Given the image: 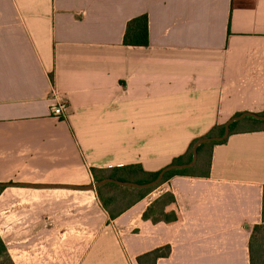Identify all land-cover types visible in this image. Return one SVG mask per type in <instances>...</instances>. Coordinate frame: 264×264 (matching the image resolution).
Here are the masks:
<instances>
[{
    "label": "crops",
    "instance_id": "obj_1",
    "mask_svg": "<svg viewBox=\"0 0 264 264\" xmlns=\"http://www.w3.org/2000/svg\"><path fill=\"white\" fill-rule=\"evenodd\" d=\"M142 15L149 45H125L128 22ZM58 103L68 105L63 119L52 116ZM245 112L264 114V0H0V182L75 184L94 180L92 169L131 165L159 172ZM249 119L232 124L211 159L198 157L211 160L208 176L202 166L172 176L115 220L94 191L71 216L63 199L40 212L42 200L16 191L41 190L4 188L0 236L14 263L139 264L169 245L156 264H250L264 129L241 126ZM36 170L51 173L14 180ZM166 193L180 221L145 220Z\"/></svg>",
    "mask_w": 264,
    "mask_h": 264
},
{
    "label": "trees",
    "instance_id": "obj_2",
    "mask_svg": "<svg viewBox=\"0 0 264 264\" xmlns=\"http://www.w3.org/2000/svg\"><path fill=\"white\" fill-rule=\"evenodd\" d=\"M124 44L127 46H148L149 45V18L147 15H142L130 20L127 24ZM249 121L255 122V124H262L264 121H259L253 118H250ZM238 124V123H235ZM231 127V135L234 133V126ZM249 128V127H248ZM263 127L249 128L250 131H259ZM225 126L220 128H215L210 131L206 136H221L224 134ZM219 143H208L202 145L199 148V157L206 150H209V156L211 159L212 148ZM195 142L191 144L186 156L176 159L173 164H183L188 163L192 160L193 146ZM211 160L205 163L206 172L205 175H209ZM197 166H203L200 160L197 164L189 169L185 170H175L169 172L164 181L157 187L140 190L118 186L115 184H106L102 187L97 188L95 191L98 195V198L103 205V208L108 212L111 220H115L124 212L133 207L136 203L142 200L146 195L153 192L169 180L172 176L175 175H192L195 172ZM92 176L96 182H99L106 178H115L125 182H135L139 184H144L153 181L157 178L158 172L148 173L145 172L139 165H131L120 168H115L111 172L104 170L92 169ZM4 188H0V194ZM143 218L145 220L150 219L153 223L166 222L169 224L176 223L180 221L181 215L178 208L176 207V200L171 193H166L156 199L151 206L144 213ZM250 264H264V191H263V207H262V222L256 225L253 229L250 245ZM171 253V247L169 245L157 248L143 256L138 258L139 264H144L143 260L145 259L149 264H156V261L162 257H168ZM0 264H15L12 257L10 256L7 246L3 239L0 236Z\"/></svg>",
    "mask_w": 264,
    "mask_h": 264
},
{
    "label": "water",
    "instance_id": "obj_3",
    "mask_svg": "<svg viewBox=\"0 0 264 264\" xmlns=\"http://www.w3.org/2000/svg\"><path fill=\"white\" fill-rule=\"evenodd\" d=\"M245 118H253L259 121H264V114H256V113H250L245 112L239 115H236L232 117L226 124H225V131L224 134L221 136H204L202 138H199L194 146H193V157L192 160L188 163L183 164H171L163 168L158 172V176L156 179H154L151 182L139 184L135 182H125L121 181L115 178H106L99 182H95L88 185H80V184H38V183H29V182H0V188H6V187H22V188H33V189H39V190H45V189H64V190H74V191H95L97 188L102 187L106 184H115L122 187L127 188H133V189H140V190H146L151 189L159 186L165 179L166 175L175 170H185L194 167L197 164L198 157H199V148L202 145L208 144V143H219L223 142L226 139H228L231 135V127L232 124L235 122H239Z\"/></svg>",
    "mask_w": 264,
    "mask_h": 264
},
{
    "label": "rangeland",
    "instance_id": "obj_4",
    "mask_svg": "<svg viewBox=\"0 0 264 264\" xmlns=\"http://www.w3.org/2000/svg\"><path fill=\"white\" fill-rule=\"evenodd\" d=\"M241 126H243V127L248 126L249 128L263 127L264 123H262V124L256 123L255 124V122H253V121H245V123H243ZM204 153H205V157L207 158L208 154H209V150H206ZM202 165H203L202 167H205L204 163ZM50 173L49 172H41V171L36 170V171H33L32 174H30V173L25 174L24 178L17 176L14 180L22 179V180L28 181V180H31L34 178H40V180H42V179L46 180L47 175H49ZM77 181H78V183H75V184H80V185H88V184H92V183L96 182L95 180L90 181V179L82 180V176L78 177ZM16 192H18V195L22 198H27V199L39 198L40 200H42L43 202L40 203L41 206L39 207L40 212H42V211L46 212L47 211L48 207H46V204H47L46 202L52 200L53 198L63 199L65 201V204L67 202H70L71 205H69V206L66 205L65 209H66V214H71V216L76 214L77 208L74 207L75 204L79 203L80 201H83V199L89 200V198L92 197L91 192L74 191V190H58V189H55V190H41L39 192H34L31 190H22V193H21V191H16ZM37 194H38V196H37ZM94 195L97 198L96 191H94ZM43 203L45 204V206L43 205Z\"/></svg>",
    "mask_w": 264,
    "mask_h": 264
},
{
    "label": "built area",
    "instance_id": "obj_5",
    "mask_svg": "<svg viewBox=\"0 0 264 264\" xmlns=\"http://www.w3.org/2000/svg\"><path fill=\"white\" fill-rule=\"evenodd\" d=\"M68 105L66 103H58L52 106V116L57 119L66 117Z\"/></svg>",
    "mask_w": 264,
    "mask_h": 264
}]
</instances>
